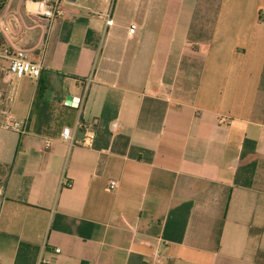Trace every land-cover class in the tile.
Wrapping results in <instances>:
<instances>
[{"label": "crops", "instance_id": "1", "mask_svg": "<svg viewBox=\"0 0 264 264\" xmlns=\"http://www.w3.org/2000/svg\"><path fill=\"white\" fill-rule=\"evenodd\" d=\"M26 1L0 13L43 65L8 85L0 58L23 123L0 127V264H264V0H64L49 28Z\"/></svg>", "mask_w": 264, "mask_h": 264}, {"label": "built area", "instance_id": "2", "mask_svg": "<svg viewBox=\"0 0 264 264\" xmlns=\"http://www.w3.org/2000/svg\"><path fill=\"white\" fill-rule=\"evenodd\" d=\"M64 0H27L26 10L31 15L39 16L44 20L46 28H49L52 22L64 15V9L62 3ZM107 26H112L114 20L110 13L104 16ZM26 28L23 17L20 14L12 15L4 25H0V38L4 41H9V45L4 42L3 47L0 48V58L4 59L6 66L3 69V80L6 84L12 85L15 81L24 77L37 79L40 77L43 69L42 60L34 61L31 57V52L27 49L16 47L12 43L10 37L19 36L23 29ZM135 25L130 27L129 33L135 32ZM42 57V56H41ZM91 81V77L88 79V83ZM0 127L6 130H12L15 132L23 131V123L19 119L7 116L3 121H0ZM86 136L84 138L83 145L89 146L95 136V124L91 126H85ZM62 140L66 143L74 144V137L71 135L69 127L63 129ZM48 146V145H47ZM70 186V183L66 184ZM118 188L117 181H111L108 187L109 191H114ZM3 194V189L0 187V197ZM1 206V201H0ZM161 243V239L157 241ZM61 250L57 249L56 253H60ZM154 258L156 262H160L161 255L156 249L154 251ZM42 262H46L43 260Z\"/></svg>", "mask_w": 264, "mask_h": 264}, {"label": "trees", "instance_id": "3", "mask_svg": "<svg viewBox=\"0 0 264 264\" xmlns=\"http://www.w3.org/2000/svg\"><path fill=\"white\" fill-rule=\"evenodd\" d=\"M6 2H7V0H0V13L4 9V7L6 6ZM3 44H4V41L0 38V48L3 47Z\"/></svg>", "mask_w": 264, "mask_h": 264}]
</instances>
